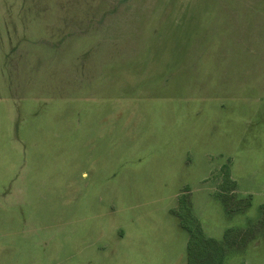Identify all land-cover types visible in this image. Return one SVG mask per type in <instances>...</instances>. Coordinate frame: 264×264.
Returning <instances> with one entry per match:
<instances>
[{
    "label": "rangeland",
    "instance_id": "1",
    "mask_svg": "<svg viewBox=\"0 0 264 264\" xmlns=\"http://www.w3.org/2000/svg\"><path fill=\"white\" fill-rule=\"evenodd\" d=\"M264 264V0H0V264Z\"/></svg>",
    "mask_w": 264,
    "mask_h": 264
},
{
    "label": "trees",
    "instance_id": "2",
    "mask_svg": "<svg viewBox=\"0 0 264 264\" xmlns=\"http://www.w3.org/2000/svg\"><path fill=\"white\" fill-rule=\"evenodd\" d=\"M185 202L183 200L180 202L175 214L180 219L182 230L189 236L186 248L187 264H222L223 247L202 235L199 222L189 211Z\"/></svg>",
    "mask_w": 264,
    "mask_h": 264
}]
</instances>
